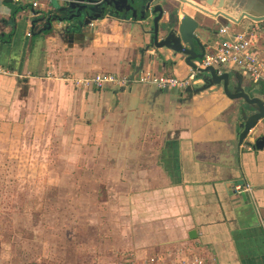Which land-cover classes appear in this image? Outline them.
<instances>
[{
    "label": "crops",
    "instance_id": "1",
    "mask_svg": "<svg viewBox=\"0 0 264 264\" xmlns=\"http://www.w3.org/2000/svg\"><path fill=\"white\" fill-rule=\"evenodd\" d=\"M191 1L215 11L205 0ZM49 5L43 0L35 11L0 0V65L8 71L0 73L1 163L80 170L101 207L87 217L112 213L114 232L131 235L132 264H162L174 248L182 251L177 264H264V148L238 146L234 118L242 100L215 87L187 99L178 87L160 90L142 80L183 81L193 71L179 57H141L139 42L116 21L39 33L32 20ZM203 16L208 26L218 23ZM218 27L204 30L205 40L214 41ZM100 73L131 81L84 82ZM263 129L261 120L257 133ZM138 235L151 240L137 244Z\"/></svg>",
    "mask_w": 264,
    "mask_h": 264
},
{
    "label": "rangeland",
    "instance_id": "2",
    "mask_svg": "<svg viewBox=\"0 0 264 264\" xmlns=\"http://www.w3.org/2000/svg\"><path fill=\"white\" fill-rule=\"evenodd\" d=\"M210 23L205 30H214L223 22ZM236 72H230L231 83ZM248 84L243 81L246 89ZM24 161H0V264H132L127 260L132 255L131 235L126 230L114 232L112 213L106 210L105 220L87 217L101 209L93 182L86 183L81 171L71 167L27 169ZM122 221L127 224L128 218ZM150 240V235H138L136 241L145 244ZM111 246H121V250L109 253ZM101 252L112 259L104 263ZM178 252L182 251H168L170 256L162 264L172 260L177 264Z\"/></svg>",
    "mask_w": 264,
    "mask_h": 264
},
{
    "label": "water",
    "instance_id": "3",
    "mask_svg": "<svg viewBox=\"0 0 264 264\" xmlns=\"http://www.w3.org/2000/svg\"><path fill=\"white\" fill-rule=\"evenodd\" d=\"M185 1L172 5L169 0H50L49 9L35 12L32 24L42 26L39 33L60 35L68 30H84L94 21H116L139 42L141 57L146 56L148 61L164 60V63L168 58L179 57L195 71L189 83L176 86L182 90L179 95L186 91L187 99H192L194 94L215 87L232 100L241 99L243 104L234 118L238 146L263 149L264 135L257 133L256 128L264 120V92L252 83L246 89L237 72L236 80L231 83V71H219L213 66L197 68L195 60L204 56L207 45V39H203L208 26L204 14L227 25L243 20L250 24L264 22V0H205L215 11L195 1ZM181 3L197 9L195 15L185 11ZM160 90L172 92L173 87ZM189 236L195 237L196 231L193 229Z\"/></svg>",
    "mask_w": 264,
    "mask_h": 264
},
{
    "label": "built area",
    "instance_id": "4",
    "mask_svg": "<svg viewBox=\"0 0 264 264\" xmlns=\"http://www.w3.org/2000/svg\"><path fill=\"white\" fill-rule=\"evenodd\" d=\"M17 3L28 5L33 10L42 6L43 0H14ZM197 68L213 66L219 71H237L244 80L258 87H264V22L253 21L244 25L243 22L222 24L216 30L214 41L207 42L204 56L195 60ZM187 80H178L176 77L149 76L142 80L155 82L165 87H176L189 83L195 71ZM7 73V69L0 65V73ZM150 78V79H148ZM131 79L120 78L110 73L95 74L86 77L84 82L104 87L107 83L122 84ZM241 188L240 186L238 187Z\"/></svg>",
    "mask_w": 264,
    "mask_h": 264
},
{
    "label": "flooded vegetation",
    "instance_id": "5",
    "mask_svg": "<svg viewBox=\"0 0 264 264\" xmlns=\"http://www.w3.org/2000/svg\"><path fill=\"white\" fill-rule=\"evenodd\" d=\"M155 76V75H154ZM153 75H152V77H154ZM167 77H171V76H167ZM194 78V77H193ZM197 81H199V80H196V82ZM243 81H244V79L242 78V83H243ZM165 87H167V86H165Z\"/></svg>",
    "mask_w": 264,
    "mask_h": 264
}]
</instances>
